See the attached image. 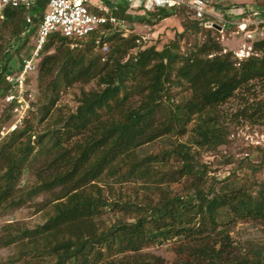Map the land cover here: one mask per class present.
Masks as SVG:
<instances>
[{
  "label": "trees",
  "instance_id": "obj_1",
  "mask_svg": "<svg viewBox=\"0 0 264 264\" xmlns=\"http://www.w3.org/2000/svg\"><path fill=\"white\" fill-rule=\"evenodd\" d=\"M48 2L7 5L0 17L2 105L6 74L19 69L13 62L24 50L30 53ZM130 6L114 11L119 24L132 20ZM146 15L151 23L176 15L183 31L161 49H142L139 36H125L111 22L83 39L60 32L50 36L29 78L37 89L36 111L0 139V216L43 194L49 197L39 210H52L34 228L2 226L0 247L22 245L14 264H165L143 252L164 244L175 254L171 264H264V242L245 246L231 236L238 220L264 224V184L227 179L206 187L190 144L216 148L227 142L220 109L239 92L264 83V39L253 43V54L239 59L225 51L220 33L206 28L187 7L155 8ZM102 31L107 36L98 43ZM189 35L199 36L192 46ZM104 41L110 45L105 56L96 52ZM91 82L90 89L81 87L75 109L58 106L62 91ZM10 108H1L0 131ZM238 113L264 124V98L245 102ZM188 131L193 133L189 142L141 154L158 139ZM177 158L181 166L172 162ZM34 165L35 181L22 185ZM183 178L188 191L176 193L163 185ZM102 180L139 187L129 186L133 194L124 197L113 183L103 189ZM140 188L159 199L140 195Z\"/></svg>",
  "mask_w": 264,
  "mask_h": 264
},
{
  "label": "rangeland",
  "instance_id": "obj_2",
  "mask_svg": "<svg viewBox=\"0 0 264 264\" xmlns=\"http://www.w3.org/2000/svg\"><path fill=\"white\" fill-rule=\"evenodd\" d=\"M215 1L218 2L219 0H213V2ZM222 1H224L225 4L247 5L251 7L263 5L259 3L264 2V0ZM115 2L118 6L123 4L120 0H115ZM144 3L145 0H133L129 10V14L132 15V20L125 19V21H121L118 27L123 29L125 36H139V43L142 49L150 46H156L158 49H161L175 39L176 35L183 31V27L179 17L176 15L163 19L160 22H148L146 20V12L139 10ZM33 38L34 37H32V39ZM189 38V45L192 46L198 41L199 36L189 35ZM184 42L185 39H181L183 49H185L186 46ZM245 42L243 36L237 34L228 35L222 41L223 46L228 50H239ZM96 52L103 53L102 55L106 53L102 47L97 48ZM26 53L27 49L23 51L22 55ZM13 65L19 67L20 60H14ZM92 86H95L94 82L89 84L80 83L72 86L67 91H62L60 93L58 106H67L70 110L75 109L77 105L76 96L80 92L81 87L90 89ZM256 98H264V83L256 84L252 91L239 92L236 97L222 106L220 114L224 116V129L227 132V142L225 144L215 148L208 145H198L194 141L190 142V144H192L195 159L202 171L203 181L206 187L214 184L218 185L221 181L227 179L235 180L237 184L240 185H250L253 181L264 184V124L252 122L238 113L245 102L253 101ZM177 99L178 97L173 95L172 100L177 101ZM2 107L3 105L0 102V111ZM192 134V131H188L185 134L168 135L158 139L154 143L144 146L141 154L162 153L166 150L173 149L177 143L189 142ZM172 162L176 166H181L183 164V161L178 158L177 160L172 159ZM36 167L37 165H34L25 171L22 185L35 181ZM184 180L183 178L177 182L169 181L163 185L168 186L173 192L181 193L183 191H188L185 187L186 184ZM112 183L115 185L116 191L118 193L121 192V195L124 197L133 194L129 186L139 187V184L136 182L119 184L111 180L99 181L103 189L107 190L109 184ZM139 191L140 195L145 194L155 201L159 199L158 193L154 192L151 194L142 188H140ZM48 197L47 194H43L19 209L4 212L0 216V235H3L2 226L7 223H15L30 228L43 224L47 220L49 214L52 213V210L51 207L39 210V207ZM231 236L236 243L245 246L250 245V243H262L264 242V224L254 221L238 220L233 224ZM170 247V244H164L162 246L146 248L143 252L164 259L166 262L165 264H171L175 261V254ZM21 249L22 245L17 243L8 247H0V264H14V260ZM177 264L197 263L194 260L190 262L188 260H183Z\"/></svg>",
  "mask_w": 264,
  "mask_h": 264
},
{
  "label": "built area",
  "instance_id": "obj_3",
  "mask_svg": "<svg viewBox=\"0 0 264 264\" xmlns=\"http://www.w3.org/2000/svg\"><path fill=\"white\" fill-rule=\"evenodd\" d=\"M123 4L132 5L133 0H120ZM34 0H0V17L7 5L29 8ZM184 6L193 12L196 19L202 21L206 28L216 29L220 39L233 34L241 35L245 43L239 50H231L239 59L253 54V43L264 39V5L255 7L247 5L223 4L211 0H145L141 7L144 12L155 8H172ZM115 0H49L47 10L37 25L34 45L29 54L23 55L17 71H9L6 80L9 83L2 102L10 108V119L2 126L0 139L24 126L36 111L37 89L29 81L41 63L45 46L53 33L60 32L73 39H83L111 22L120 21L114 11L118 9ZM100 12V13H99ZM108 14H111L108 16ZM28 24L34 25L32 16L27 15ZM107 36L102 35L97 40ZM104 51H109V44L104 41ZM228 49L226 48L225 51Z\"/></svg>",
  "mask_w": 264,
  "mask_h": 264
}]
</instances>
